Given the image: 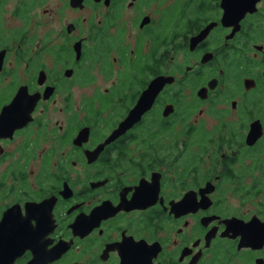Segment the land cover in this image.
<instances>
[{
    "label": "flooded vegetation",
    "instance_id": "flooded-vegetation-1",
    "mask_svg": "<svg viewBox=\"0 0 264 264\" xmlns=\"http://www.w3.org/2000/svg\"><path fill=\"white\" fill-rule=\"evenodd\" d=\"M20 97L0 264H264L229 227L264 223V0H0V114Z\"/></svg>",
    "mask_w": 264,
    "mask_h": 264
},
{
    "label": "snow or ice",
    "instance_id": "snow-or-ice-1",
    "mask_svg": "<svg viewBox=\"0 0 264 264\" xmlns=\"http://www.w3.org/2000/svg\"><path fill=\"white\" fill-rule=\"evenodd\" d=\"M115 59V58H114ZM29 108H31V103L28 101V98L26 97H20L17 103H13L10 108L7 110L5 109V114H0V125H4L6 114H10L15 120L19 119L22 121L28 120L29 117ZM25 122V123H26ZM158 189L150 184H144L142 185V188L137 190L138 194H144V195H151L153 198L156 196ZM191 193L192 195L189 196L188 194ZM187 195L183 196L180 205L178 206H184L187 207L191 204V201L195 199V195L192 192H189ZM163 201H161L162 203ZM42 205H33V208L31 210V215L29 214L28 209V215L27 216H20V209H18V213L16 211H13L10 213V215H15L19 217L21 224L29 231L33 236L43 238V236L46 235L45 232L42 230V224L38 223V219H42L43 212H42ZM230 229L233 231L234 235L239 234L241 236L247 237L249 234L255 232L257 229H259L261 232H264V223H259L257 221H253L251 223H240V222H233L229 225ZM49 240H44L46 243ZM48 243H46L47 245ZM125 244L128 245L131 249L137 250V251H143L145 253L150 252L151 249H149L146 245V243L141 240L138 243H133L132 241H125ZM144 264H150V258L144 262ZM193 264H195V261H193Z\"/></svg>",
    "mask_w": 264,
    "mask_h": 264
},
{
    "label": "rangeland",
    "instance_id": "rangeland-1",
    "mask_svg": "<svg viewBox=\"0 0 264 264\" xmlns=\"http://www.w3.org/2000/svg\"><path fill=\"white\" fill-rule=\"evenodd\" d=\"M85 91H86V89L85 90H80V89H78L76 92H75V95H76V99H77V107H78V103H79V101H80V99H81V97H82V94L83 93H85ZM82 93V94H81ZM59 106H58V108H62V106H63V103L61 102V100H60V102H59V104H58ZM74 107H76V104L74 105ZM57 108V109H58ZM55 118L56 119H58L59 121H64V119H65V115L64 114H61V113H59V112H57L56 114H55ZM64 123H65V121H64ZM64 123L62 124V125H64ZM263 159V158H262ZM248 162H250V161H248ZM22 170H26V167H22L21 168ZM28 171H30V170H36L35 169V167L33 166V165H30L29 167H28V169H27ZM258 173V172H257Z\"/></svg>",
    "mask_w": 264,
    "mask_h": 264
},
{
    "label": "trees",
    "instance_id": "trees-1",
    "mask_svg": "<svg viewBox=\"0 0 264 264\" xmlns=\"http://www.w3.org/2000/svg\"><path fill=\"white\" fill-rule=\"evenodd\" d=\"M157 122H159V123H160V125H161V124H163V123H161V119H158V120H157Z\"/></svg>",
    "mask_w": 264,
    "mask_h": 264
}]
</instances>
